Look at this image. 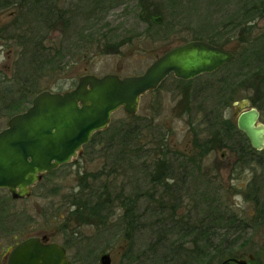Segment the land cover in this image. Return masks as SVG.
Instances as JSON below:
<instances>
[{
    "label": "rangeland",
    "instance_id": "1",
    "mask_svg": "<svg viewBox=\"0 0 264 264\" xmlns=\"http://www.w3.org/2000/svg\"><path fill=\"white\" fill-rule=\"evenodd\" d=\"M90 1L59 2V8L63 7L72 14L71 22L64 28L58 25L51 30L35 17H28L23 22L27 24L26 36L32 41L28 40L23 46L19 44L20 39L0 41L2 76H12L18 80H15L16 85H26L30 92L16 100L14 114L25 111L34 96L41 91L64 92L73 89L78 77L83 74L89 73L96 77L116 74L121 78L140 75L157 55L174 45L192 39H205L232 48V41L241 31L231 21L233 12L240 8L241 3L222 4L223 0H95L90 4ZM256 3L259 9L264 10V0H256ZM12 8L0 11V21L8 18ZM142 15L160 16L161 20L150 24L147 20H141ZM254 36L258 39L255 52L261 53L264 46V17L256 18ZM37 40L43 42L44 47L51 48L52 52L59 49L61 54L52 63L43 64L38 69L33 62L36 55L33 49ZM119 41H124L119 50L102 52L106 44ZM43 54L41 58L47 57L46 53ZM251 72H256L258 78L249 81ZM28 74L35 78L32 83L25 81ZM236 75H239L238 80L234 78ZM261 75L264 78V68L229 65L184 83L178 82L173 76L167 77L158 90L140 99L136 116L147 126V140L137 157L126 154L123 158L119 157L117 146L113 147L117 142L109 141L127 120L128 115L119 109L112 114L104 130L106 133L97 132L92 145L82 149L79 156L45 174L32 188L29 197L13 200L6 190H0L2 225L6 228L14 224L19 238L40 231L54 236L57 229L61 230L54 240L67 245L68 258L76 264H100L99 258L103 254L110 255V264H157L153 263V258L165 256L169 247L173 248L176 241H181L179 236L166 231L170 222L167 225L163 222L167 217L161 214L162 210L166 214L173 207L175 216L182 217L185 226L194 224L197 211L204 215L206 208L211 207L212 199L215 203L221 202V205L231 207L232 212L237 205H242L239 192L249 178V173L240 169L239 182L232 181L234 155L232 157V152L226 148H219L201 162L197 159V162L193 161L186 178L175 168L173 176L179 185L174 186L173 182H167L166 179L168 188L164 189L163 184H152L148 179L147 172L154 168L152 161L156 153L150 152L147 157L144 155L148 142H153L159 135L167 145V151L163 149L156 154L158 158L164 153L160 160L181 161L179 156H198L200 150L197 146L205 136V126L201 125L205 110L217 106L218 95H247L250 93L247 86L252 81L259 95H263L264 80ZM186 88L190 91L188 95L184 93ZM12 115L0 110V131L6 127ZM191 148H194V153L190 152ZM159 173L161 175V171ZM85 174H100V179L89 186L94 190L104 187L110 197L141 193L136 207V214L143 215L138 224L141 225V233L136 236L134 243L127 245L122 241L123 230L120 224H116L115 218L111 219L115 223L104 231L67 220L72 210L71 197L77 193L80 178ZM115 213L117 217L121 212L117 209ZM63 224H66L65 227ZM216 233L214 244L224 254L220 256L219 253L215 257L214 250L209 251L215 257L210 264H221L228 256L242 255L241 259L246 260L252 249H260L264 241V228L251 234L256 236V244L246 241L251 237L248 232L238 236V233L220 228ZM241 238H245V242ZM191 239L187 237L185 240L187 248ZM232 239L238 240L231 244L232 248L228 251H223V243ZM127 255L128 259L125 260ZM261 259L264 261L263 252Z\"/></svg>",
    "mask_w": 264,
    "mask_h": 264
},
{
    "label": "water",
    "instance_id": "2",
    "mask_svg": "<svg viewBox=\"0 0 264 264\" xmlns=\"http://www.w3.org/2000/svg\"><path fill=\"white\" fill-rule=\"evenodd\" d=\"M231 60L227 51L191 41L165 51L140 75L88 74L73 89L37 93L30 106L12 115L0 131V190H6L13 200L29 197L45 174L70 163L94 133L106 130L117 110L134 116L141 97L156 90L168 76L189 81L211 74ZM256 119L255 110L244 113L238 128L260 150L264 126H255ZM9 258V264H70L62 247L54 243L43 246L37 238L20 242ZM99 263L110 264L109 255H101Z\"/></svg>",
    "mask_w": 264,
    "mask_h": 264
},
{
    "label": "flooded vegetation",
    "instance_id": "3",
    "mask_svg": "<svg viewBox=\"0 0 264 264\" xmlns=\"http://www.w3.org/2000/svg\"><path fill=\"white\" fill-rule=\"evenodd\" d=\"M55 1L29 0L30 11H32L31 14L37 17L40 16L43 12H45L44 15H46V9L48 3L54 2L55 5L52 7L53 9H58L60 14L65 15V17L67 18H71L72 15L71 11L69 12L66 11V9H64L63 7L60 8L58 7V4H60L59 2L62 1L64 3L65 1L68 0H55ZM75 1L77 3H85L86 0H82L83 2L80 0H75ZM91 1L90 4L95 2V0L94 1L91 0ZM221 3L222 4L241 3L239 6L240 8L236 12H233L231 18L238 17L242 13V15L247 19V22L244 23L242 26V28L244 27V29H242L240 25H235L237 26L236 28L238 29L240 28L241 31L239 32L237 38L232 41L233 42L232 44H234L232 48H226L227 46H223V44L219 45L218 43L212 40L192 39L174 45L170 49L186 44L191 41H201L231 53L232 60L227 62L217 71H220L229 65H235L238 68H242L245 66L247 67V65L248 67L251 68L253 67L264 68V46L261 53L255 52L258 39L254 36V24L256 18L258 17L256 11V4L254 0H232V1L223 0V2ZM38 10H40L41 12H38ZM9 14L16 17L19 14V10L16 7H14L12 8ZM263 15L261 16V18L264 17ZM147 17H150L153 20V18H155L156 16L149 15ZM156 18L161 20L160 16H157ZM161 54L157 55L156 58L159 57ZM251 73L248 76L249 81L258 78L256 72H251ZM88 74L89 73L83 74L79 76L78 79ZM234 78L235 80H238L239 75H236ZM261 78H263L262 75ZM180 81H182L181 83L187 82L183 80ZM161 84L159 85V87L161 86ZM159 87L156 90H158ZM247 90L248 92H250L247 93V95H236L235 93L234 95L233 94L218 95L219 99L217 100V106L205 110V114L201 119V125L205 126L203 132L205 136H204V140H202V142L199 144L200 152H198V156L197 155H195L196 157L192 155L179 156L181 161L178 160L167 161L166 159L168 163V171H169V172L167 171L169 173V179H167V182L171 181L175 186V185H179V182L178 183L175 182V175L173 176V172L175 168L180 170L183 178H186L187 176L186 174H188L187 170L191 168V166L193 165V161L197 162V160H199L201 162L211 152H213L214 150H218L219 148H226L227 150L232 152L231 156L233 157L234 155L233 163L235 164L231 171L232 181L238 180L237 182H239L240 169L244 172L247 171L249 173V178L246 179L243 189H240L239 192L242 198L241 202L242 205H244V207H241L242 206L241 204H240L241 206L237 205V208L235 210H232V212H230L231 207L227 208V206L221 205V202L220 204L215 203V201H213L214 199H212L211 201L213 203L211 204L210 210H212L213 216L210 217L215 218L217 221H219L217 223L218 229L224 228L226 232L238 233L239 234L238 236H244V234L247 232L249 236L251 234H255L261 228H264V146L260 150L253 148L245 133L238 128L239 117L242 114L250 112L252 110H255L257 112V119L254 125L257 127L264 126V94L259 95V93L257 92V87H255L254 85V81L248 84ZM188 92L190 91L188 88H186L184 91L185 95H188ZM194 95H198V94H194ZM190 150L189 151L191 153H194V148H191ZM161 158L162 155L158 157L159 160ZM160 167L163 168L164 165H161ZM137 206H138L137 204L134 206L135 210ZM198 216L199 218H197ZM142 217L143 215H137V214L133 216V218H136L135 228L131 230H126L125 228V230H123L121 239L127 245L134 243L136 236L141 233V225L138 224L140 223V219H142ZM197 217L196 219L195 217L193 218L195 219V221L192 226L198 225L201 221H203L207 225V222L209 220V215L206 212L204 213V215L198 214ZM114 223H112L111 225H113ZM2 224L3 221L0 220V264H9L10 261L9 257L12 249L20 242L27 240L28 238H37L38 242L43 246L53 243L57 244L58 246L62 247L65 250L66 259L70 262V264H76L74 260L68 258L67 245L65 243L61 245L55 242L54 240V236L56 237L61 230L57 229V232L56 234H54V236L52 233H41L40 231L39 233L19 238L17 237L14 224H9V226L6 228H4ZM255 237L256 236L251 235V237L247 238V240L245 238H241V240L243 242H245L246 240L247 242L253 244ZM202 239L206 241V238L204 236ZM236 240L238 239L225 241L223 243L222 250L228 251L230 248H232V245L236 242ZM262 244L260 249L258 250L252 249V252L248 254L246 260L241 259L243 257L242 255L238 257L228 256L226 259H224L221 262V264H241L238 261H244V263L242 264H264V261L261 259L262 252L264 254V241ZM223 254L224 252H221L220 256H223Z\"/></svg>",
    "mask_w": 264,
    "mask_h": 264
},
{
    "label": "trees",
    "instance_id": "4",
    "mask_svg": "<svg viewBox=\"0 0 264 264\" xmlns=\"http://www.w3.org/2000/svg\"><path fill=\"white\" fill-rule=\"evenodd\" d=\"M256 4L259 5V3ZM54 5V2L48 3L46 15H44L45 12L42 11L43 13L36 17L31 14L32 11H30L29 0H0V11L12 7H16L19 10V14L16 17L9 14L5 21H0V41L9 42L10 40L16 41L17 39H20L19 44L22 46L25 45L28 40L32 41L31 38L26 36L27 24L23 22L24 19L28 17H35L51 30L56 28L58 25H61V28L66 27L69 22H71V18H67L65 15L60 14L58 9H53L52 7ZM257 5V17H261L264 14V10L259 9ZM38 12L41 11L38 10ZM22 16L23 18H21ZM156 17L153 18V20L149 17L151 19L150 20L142 15L141 20L144 22L149 21L148 23L150 24H152V22L156 24L160 22V20ZM231 21L234 22V25H240L242 28L243 24L247 22V19L241 13L238 17H232ZM242 29H244V27ZM42 43L43 42H39L37 40L33 49L36 52L33 62L37 64L36 67H33L36 69L40 68V66L43 64L45 65L47 63H52L54 58L61 56L59 49H55L52 52L51 48L44 47ZM123 43L124 41L108 43L105 45V49L102 52L113 50L117 51L123 45ZM43 53H46L47 57L41 58V55H44ZM1 73L2 72L0 71V110H5V112L9 115H15L14 113L16 112L14 108L16 100H18L23 95L30 94V92L27 91L26 85L18 86V84L16 85L15 82L16 79L14 80L12 76L7 78L4 75L2 76ZM34 80V76L29 74L25 77V81L27 82L32 83ZM16 81L18 82V80ZM177 81L182 82L180 80ZM145 127L147 126L143 122L141 123L136 115L127 116L125 124H123L120 129H117L114 132V135L109 139V141L112 143L117 142L113 147L117 146L119 157L123 158L125 154L129 157L138 156L140 153V148L142 149L145 146V140H147ZM100 132H102L101 134L106 133L104 130ZM96 135L97 132L92 135L89 143L84 145L83 149H87L92 145L94 136ZM197 147L199 148V146ZM163 149H166L167 151L168 147L161 140V137L157 135L153 142H151V140L148 142V148L144 155L147 157L150 152H156L154 155V160L152 161L154 168L153 170H150L151 172H147L148 179L152 184H163L162 187L166 189L168 188L166 179H169L168 163L165 158L160 161L156 157V154L158 152L161 153ZM163 154L164 153L161 155ZM161 165H164V167H160ZM158 171H161V175H159L160 173ZM162 171L165 172L163 173ZM155 172H157V174H155ZM97 179H100V174H85L80 178L77 189L78 191L71 197L70 204L72 206V210L68 214L67 220H71L77 225H90L100 229L101 231H104L110 228L112 224L111 219L115 218L116 224H120L122 230H125V228L126 230L135 228L136 218H133V216L136 215V210L134 206L138 203L141 193L136 192L133 196L122 197L119 195L110 197L104 187H102L100 190H94L93 188H90L89 184ZM117 209L120 210L121 213L116 217L115 210ZM210 209L211 207L208 206L206 208L207 211H205L209 215L207 225L201 221L196 226H185L186 224L181 221L182 217L177 218L175 216L173 207L171 210H168L170 211V214H168V211L165 214L163 210V212L160 210L161 214H164L165 218L167 217V219L163 222H166V225L168 222H170V225L166 231L171 234H175V236H179L181 241H176V245H174L173 248L169 247V250L165 256L161 258H153V263L192 264L194 262H198L202 264H210V261L215 259L216 255L220 253L218 245L214 244L213 240L214 236L217 235L216 230L218 229L217 223L219 221L210 217L213 216L212 210ZM200 212L197 211V215H200ZM64 225L66 224H63V226ZM203 236L206 238V241L202 239ZM187 237L192 238L191 241L189 240V248H187L185 245L187 243L185 241ZM182 239H184V241H182ZM212 249L214 250L215 257L211 256L209 252ZM126 259H128V255L125 257V260Z\"/></svg>",
    "mask_w": 264,
    "mask_h": 264
}]
</instances>
